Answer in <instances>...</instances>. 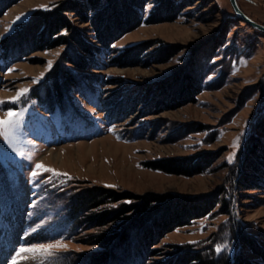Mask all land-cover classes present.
<instances>
[{"label":"rangeland","instance_id":"374dc122","mask_svg":"<svg viewBox=\"0 0 264 264\" xmlns=\"http://www.w3.org/2000/svg\"><path fill=\"white\" fill-rule=\"evenodd\" d=\"M64 1L0 6V119L9 109L20 114L18 130L8 141L0 137V264L13 258L16 264H84L100 250L94 244L99 230L72 223L69 198L95 186L129 192L137 203L153 197L163 210L217 202L166 233L143 264H178L185 252L210 249L231 262L241 256L263 263L239 236L264 251V183L236 186L244 142L264 116V32L238 19L229 0H138L136 22L115 31L108 48L95 41L92 23L70 15L81 39L98 47L87 69L63 63L65 53H82L74 41L5 50L36 11ZM76 2L82 9L87 0ZM237 2L264 25V0ZM141 45L135 58H121ZM64 66L79 72L81 86L66 92L63 103H45L54 71ZM20 89L28 91L10 102ZM57 240L64 247L50 255H16L20 247Z\"/></svg>","mask_w":264,"mask_h":264},{"label":"trees","instance_id":"16d2710c","mask_svg":"<svg viewBox=\"0 0 264 264\" xmlns=\"http://www.w3.org/2000/svg\"><path fill=\"white\" fill-rule=\"evenodd\" d=\"M4 1L8 0H0V6ZM101 3L108 6L95 12L96 6ZM138 3V0H87L81 4L80 9L76 0H65L56 9L36 11L31 20L22 25L21 30L7 39L6 42L12 41L13 45L9 42L4 46L5 50L11 53L16 45L27 43L40 48L45 44L53 47L74 41L82 53L76 56L65 53L63 63L71 64L76 71L87 69V57L97 53L98 47L81 39L78 30L72 25L70 15L77 16L83 22L92 23L95 41L108 48L114 40L115 31H122L136 22V12L133 8ZM119 7L122 13L119 12ZM87 11H92L94 15L88 16ZM141 48L142 45L126 48L121 58H135ZM76 71L66 66L58 67L54 71L53 74L56 75L48 88L45 103H63L66 92L81 86L82 81ZM252 130L253 133L244 142L245 153L240 162L242 172L237 180L238 189H256L264 183V138L258 135L264 134V116L254 124ZM158 167L175 171V166L169 164ZM176 171L182 173L184 170ZM252 178L253 180H250ZM70 196L68 215L72 223L77 227L85 226L87 229L99 230L94 235V244L100 250L88 254L84 264H143L148 257L155 255L153 246L166 233L187 225L193 218L206 215L217 203L210 200L199 205H180L177 209L163 210L162 206H156L158 199L153 200V197L142 198V201L137 203L129 192H119L102 186L82 188ZM239 238L260 257L263 262L261 264H264V251L248 236L241 234ZM231 259L230 256L215 255L210 249L208 253L202 250L185 252L176 261L178 264H252L241 256H235L232 262Z\"/></svg>","mask_w":264,"mask_h":264},{"label":"snow or ice","instance_id":"6c2138e0","mask_svg":"<svg viewBox=\"0 0 264 264\" xmlns=\"http://www.w3.org/2000/svg\"><path fill=\"white\" fill-rule=\"evenodd\" d=\"M19 18L20 17H17V19ZM8 71L11 72L12 69H9ZM27 91H28L27 89L18 90L16 93V96L12 97L10 102L14 103L22 95H24ZM3 103H5V101L0 100V104H3ZM19 115L20 114L18 112H15L9 109L6 112V118L0 119V137H3L5 141L9 140V136L13 131L18 130L19 125H20V121L18 119ZM35 167L36 169H43L46 172H51L53 173V175H61V173L56 172V170L51 169V168H46L42 164H36ZM37 175H39L38 172L36 171L32 172L33 177H36ZM63 175H67V174L65 173ZM55 247H64V245L59 240H57L54 243L37 244V245L30 246V247H20L17 250L16 255L20 256L23 253H33L34 255H44V254L50 255L51 254L50 250ZM219 250L220 249H217V251ZM12 264H16L15 258H13Z\"/></svg>","mask_w":264,"mask_h":264},{"label":"water","instance_id":"95a60500","mask_svg":"<svg viewBox=\"0 0 264 264\" xmlns=\"http://www.w3.org/2000/svg\"><path fill=\"white\" fill-rule=\"evenodd\" d=\"M232 10L235 16L246 24L250 25L252 28L264 32V25L257 23L248 17L240 8L237 0H229Z\"/></svg>","mask_w":264,"mask_h":264},{"label":"bare ground","instance_id":"6f19581e","mask_svg":"<svg viewBox=\"0 0 264 264\" xmlns=\"http://www.w3.org/2000/svg\"><path fill=\"white\" fill-rule=\"evenodd\" d=\"M1 261H2V260H1ZM1 261H0V262H1ZM2 262H3V261H2ZM4 262H5V260H4ZM4 262H3V263H4Z\"/></svg>","mask_w":264,"mask_h":264}]
</instances>
